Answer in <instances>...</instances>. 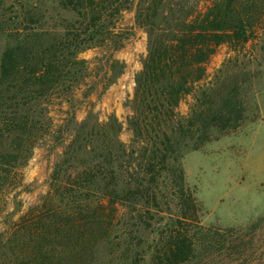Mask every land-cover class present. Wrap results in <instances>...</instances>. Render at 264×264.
I'll use <instances>...</instances> for the list:
<instances>
[{"label": "rangeland", "instance_id": "rangeland-1", "mask_svg": "<svg viewBox=\"0 0 264 264\" xmlns=\"http://www.w3.org/2000/svg\"><path fill=\"white\" fill-rule=\"evenodd\" d=\"M208 1L132 0L76 50L88 18L59 0H0V65L21 42L50 45L44 55L63 64L41 96L0 78V126L32 114L43 124L17 164L12 137L0 139V264H164L178 233L192 245L178 264H264V14L244 43L215 46L169 142L132 130L150 26ZM163 143L168 159L150 172Z\"/></svg>", "mask_w": 264, "mask_h": 264}, {"label": "trees", "instance_id": "trees-1", "mask_svg": "<svg viewBox=\"0 0 264 264\" xmlns=\"http://www.w3.org/2000/svg\"><path fill=\"white\" fill-rule=\"evenodd\" d=\"M130 1L132 0H59L63 6L73 9L81 17L88 18V29L83 38L75 39L73 47L82 50L96 44L99 39L90 36V29L128 8ZM157 13L156 8L151 12L142 10L140 16L150 19ZM190 13L181 8L176 19L166 26H150L147 56L142 69L135 76L134 100L139 111L131 124L136 136L150 133L155 137H164L169 142V134L175 131V126L171 123L175 122V108L180 98L203 77L204 63L217 44L229 42L236 47L260 28L254 22L264 14V0H209L204 11L194 15L193 11ZM63 43H66L62 45L66 49L72 45L67 44V41ZM36 44L21 42L10 46L4 51L1 60L0 78L13 88L25 87L24 96L26 90L36 96L43 95L47 90L46 86L57 81L63 71V64L48 60L44 55L46 51H50V45L45 46L44 50L40 44ZM25 97L28 98L27 95ZM42 127L41 120L36 119L33 114L2 123L0 139L7 141L12 137L11 142L17 145L13 163H19L21 156L26 158L25 153L34 145ZM23 136L27 143L24 144L25 148L19 150ZM169 147V143H163L160 154L159 148L152 151L153 156L146 160L148 171H153L156 164L164 167ZM23 150L24 154L21 153ZM1 157L2 165L7 156L2 154ZM155 159L157 160L154 161ZM151 181L155 182V177ZM191 252L192 245L187 235L175 234L164 252V264L184 262Z\"/></svg>", "mask_w": 264, "mask_h": 264}]
</instances>
